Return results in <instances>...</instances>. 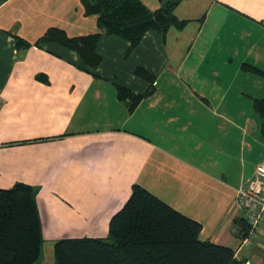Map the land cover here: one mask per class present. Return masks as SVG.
<instances>
[{
  "label": "crops",
  "instance_id": "obj_1",
  "mask_svg": "<svg viewBox=\"0 0 264 264\" xmlns=\"http://www.w3.org/2000/svg\"><path fill=\"white\" fill-rule=\"evenodd\" d=\"M140 1L156 11L167 0ZM174 15L182 28L149 31L130 54L128 41L103 34L92 69L63 46L36 45L50 28L98 32L80 0L0 5V189H35L51 253L61 239L107 238L139 185L199 222L202 241L264 264V224L242 240L236 202L264 160L254 110L264 99V0H181ZM119 88L148 96L130 112Z\"/></svg>",
  "mask_w": 264,
  "mask_h": 264
},
{
  "label": "trees",
  "instance_id": "obj_2",
  "mask_svg": "<svg viewBox=\"0 0 264 264\" xmlns=\"http://www.w3.org/2000/svg\"><path fill=\"white\" fill-rule=\"evenodd\" d=\"M8 0H0V5ZM87 16L97 17L98 32L69 37L59 28H50L36 43L38 47L58 44L80 55L85 66L95 69L101 63L97 47L103 34L130 43V54L149 31L165 35L171 27L182 28L174 10L181 0H167L151 11L140 0H80ZM18 49L31 44L16 37ZM250 72L263 74L245 65ZM136 75L153 83L154 77L142 68ZM42 79V76L38 77ZM121 100H131L130 112L148 96L118 89ZM263 121L264 99L254 102ZM35 189L19 183L0 189V264H38L43 246V228ZM239 237L250 236L245 218L239 222ZM202 225L136 185L130 199L112 218L107 238H65L53 247L54 264H247L239 261L232 248L202 241Z\"/></svg>",
  "mask_w": 264,
  "mask_h": 264
},
{
  "label": "built area",
  "instance_id": "obj_3",
  "mask_svg": "<svg viewBox=\"0 0 264 264\" xmlns=\"http://www.w3.org/2000/svg\"><path fill=\"white\" fill-rule=\"evenodd\" d=\"M236 202L239 209L245 213L251 227L249 238L252 239L264 224V160L257 168L256 178L238 190ZM247 264L253 263L248 261Z\"/></svg>",
  "mask_w": 264,
  "mask_h": 264
},
{
  "label": "rangeland",
  "instance_id": "obj_4",
  "mask_svg": "<svg viewBox=\"0 0 264 264\" xmlns=\"http://www.w3.org/2000/svg\"><path fill=\"white\" fill-rule=\"evenodd\" d=\"M52 254L54 256V253L53 252L51 253V248L43 245L42 246V259L38 262V264H51L52 260H50L51 259L50 257Z\"/></svg>",
  "mask_w": 264,
  "mask_h": 264
}]
</instances>
